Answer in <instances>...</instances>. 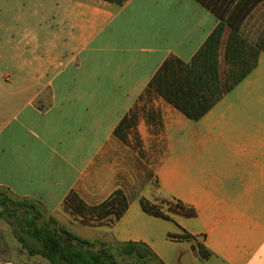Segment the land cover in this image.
<instances>
[{"label":"crops","instance_id":"0c3cea01","mask_svg":"<svg viewBox=\"0 0 264 264\" xmlns=\"http://www.w3.org/2000/svg\"><path fill=\"white\" fill-rule=\"evenodd\" d=\"M57 4L44 53L33 36L30 59L18 54V72L0 73V188L70 232L87 227L70 194L97 206L121 191L119 218L93 220L91 237L74 234L144 243L162 264H264L263 51L200 119L185 120L147 84L170 55L191 59L214 12L199 0ZM126 115L134 125L122 138L115 128ZM141 197L164 210L162 199L180 200L196 214L154 216ZM184 232L191 237H177Z\"/></svg>","mask_w":264,"mask_h":264},{"label":"trees","instance_id":"16d2710c","mask_svg":"<svg viewBox=\"0 0 264 264\" xmlns=\"http://www.w3.org/2000/svg\"><path fill=\"white\" fill-rule=\"evenodd\" d=\"M122 5L126 0H103ZM215 13L219 21L203 44L189 61L170 55L160 65L147 84V92L153 91L191 120L200 119L222 96L242 81L257 65L264 51V25L254 40L242 32V26L250 14L264 0H199ZM134 125L132 116H124L115 133L123 138L126 130ZM19 204L0 193V216L13 228L17 241L29 256L40 255L49 264H144L148 257L157 256L144 243H120L116 253L104 241H90L58 226L53 218L45 219L38 205ZM159 204L146 197L140 198L141 208L148 214L171 219L169 213L191 217L195 209L180 200L162 199ZM67 203L72 210L84 218H104L113 214L117 219L128 207L121 191L97 206L86 205L78 196L70 194ZM25 209L20 213L17 206ZM38 207V209H37ZM29 208V209H27ZM14 217V221L11 218ZM14 222V223H12ZM177 237L189 238L184 232ZM201 257L210 252L199 247ZM116 255L121 259L118 260ZM122 261H124L122 263ZM159 261V260H158ZM160 262V261H159ZM162 264V263H161Z\"/></svg>","mask_w":264,"mask_h":264},{"label":"rangeland","instance_id":"374dc122","mask_svg":"<svg viewBox=\"0 0 264 264\" xmlns=\"http://www.w3.org/2000/svg\"><path fill=\"white\" fill-rule=\"evenodd\" d=\"M58 0H0V73L16 74L18 54L21 59H30L29 49L31 47L32 37L38 38L40 44L39 53H44L45 42L49 37V18L52 12L62 11L57 4ZM264 25V2H262L248 17L242 26V32L250 40H254ZM264 55V51H263ZM182 114V113H181ZM185 120H188L182 114ZM182 129L186 130L187 126L182 124ZM186 145L185 138L182 137L181 147ZM0 193L19 204H29L23 200L12 196L6 190L0 188ZM3 208L0 206V211ZM20 213L25 207L17 206ZM29 209V208H27ZM38 209V207H37ZM43 214V218L48 219V216L40 208L38 209ZM73 218V217H71ZM14 221V217L11 218ZM74 219V218H73ZM92 216H86L80 221L81 224L87 227L94 225ZM75 220V219H74ZM15 222V221H14ZM12 222V223H14ZM84 226L71 228L73 233L91 237L92 230ZM13 228H17V224L11 225L6 219L0 216V256L11 257L16 259L20 264H49V261L40 255L29 256L26 249L17 241L14 236ZM107 247L111 248L116 253L119 244L109 240ZM116 258H121L116 255ZM124 261H122L123 263ZM144 264H161L157 259L148 257Z\"/></svg>","mask_w":264,"mask_h":264}]
</instances>
